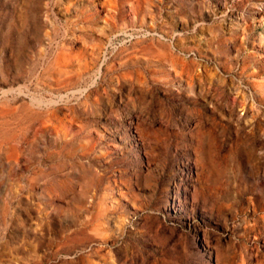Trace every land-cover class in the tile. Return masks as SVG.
<instances>
[{
    "label": "rangeland",
    "instance_id": "rangeland-1",
    "mask_svg": "<svg viewBox=\"0 0 264 264\" xmlns=\"http://www.w3.org/2000/svg\"><path fill=\"white\" fill-rule=\"evenodd\" d=\"M0 264H264V0H0Z\"/></svg>",
    "mask_w": 264,
    "mask_h": 264
}]
</instances>
